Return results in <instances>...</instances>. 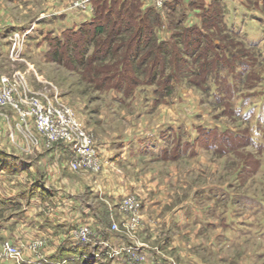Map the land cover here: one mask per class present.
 Listing matches in <instances>:
<instances>
[{"label": "rangeland", "instance_id": "rangeland-1", "mask_svg": "<svg viewBox=\"0 0 264 264\" xmlns=\"http://www.w3.org/2000/svg\"><path fill=\"white\" fill-rule=\"evenodd\" d=\"M83 1L85 12L90 10L86 20L65 30L89 22L100 0H0V76L23 77L42 97L57 93L103 154L98 170L75 169L65 148L49 143L32 120L23 123L15 110L0 107V264L26 262L24 253L41 257L71 249L74 232L82 228L97 245L91 250H100L95 264H264V13L250 10L259 0H174L167 6L173 0L160 6L157 0H136L135 12L158 10L153 40L168 38L175 56H168L165 72L157 68L162 72L152 83L141 80L152 76L157 56L145 58L141 73L127 62L129 76L140 84L125 93L102 86L100 71L110 59L103 65L94 59L100 51L97 41L85 40L89 29L75 39L73 63L46 54L49 45L38 27L50 23L43 17L66 8L77 13L74 5ZM205 9L211 12L207 17ZM151 17L143 23H151ZM203 17L212 40L238 50L232 59L254 64L251 80L241 69L232 76L227 67H215L205 83L200 81L195 73L201 58L188 55L189 37L178 33L183 25H202ZM221 20L254 48L222 32ZM120 23L109 25L112 32L125 28ZM132 25L135 30L136 21ZM59 31L50 34L60 37L64 30ZM138 34L134 37L143 40ZM112 44L119 46L115 56L124 59L129 50ZM109 45L106 41L103 47ZM88 57V64L82 62ZM173 68L178 73L173 93L155 95L161 89L157 83ZM218 68L230 84L227 94L217 93L220 83L214 85ZM177 105L178 119L170 124ZM200 125L217 135L202 136L195 145ZM221 130L227 131L218 134ZM142 132L147 142L143 150L135 149L133 140ZM128 195L137 197L139 208L121 209L119 202ZM6 242L19 248V258L7 256ZM111 247L121 253L110 257Z\"/></svg>", "mask_w": 264, "mask_h": 264}, {"label": "trees", "instance_id": "trees-1", "mask_svg": "<svg viewBox=\"0 0 264 264\" xmlns=\"http://www.w3.org/2000/svg\"><path fill=\"white\" fill-rule=\"evenodd\" d=\"M172 2H174V0L170 3L167 2L166 6L168 4H171ZM263 2L264 0L256 1L253 5V8H251L250 10L264 13V9L262 7ZM138 6L139 3H137L136 0H100L98 2H94V17L89 22L81 24L76 30H64L60 37L53 36L51 34H46L44 36L43 40L49 45V51L46 54L50 56L53 55L55 60L58 59L59 61L64 62L66 59H69L71 63H73V61H76V55L73 54V52L74 49L78 47L77 42H75V39L83 37V34L86 32L87 29H89V31L91 30L92 33H90L89 37H86L85 40L88 41L91 39V45L95 44L97 41V45H95L96 52L100 51L98 55L94 56V59L100 60V63H102V65L103 62L105 63L106 61H108V59H110V62L105 63L106 68L100 71V77H102L100 79V82L102 86H105L106 88H111L113 90H119L125 93L127 89H130L132 87H135V85L140 84V80L138 78H136L135 76H133V78L129 76V73L127 72L128 69L126 66L127 62L130 61L129 66H131V69L136 74L138 72L141 73L144 70L142 69V66L145 65L144 63L146 57L157 56L156 58H159V60L154 66V63L156 61V59H154L155 61H153L151 65L154 66L152 76L149 79L147 77V80H141L142 83H152L154 80H156L157 75L162 72V70L160 71L159 69H157L158 67H163L162 69H164V72L169 69L168 65H170V62L168 61V56H175V49L174 46L169 42L168 38L161 40H158L156 38L155 40H153V26H156L157 22H160V15L156 12L158 10L152 7L147 10H141L142 13L139 11V14L137 10L135 12V9ZM247 6H249L248 2ZM115 13L118 15H116ZM122 13H124L125 17L122 16ZM209 13H211L210 10H206L205 16L207 17L206 14ZM215 13L216 16L222 14L221 11L220 13H218L217 11ZM149 15L152 16L151 23L148 24L149 21H147V23H143L146 20V17ZM184 15L186 14H183V12H181V16ZM104 19H108L107 23ZM131 19L136 21L137 26L135 27V30H133L132 28V26H134L132 25L134 21L131 22ZM120 20V24L124 23L125 28L123 27V30L118 32H112L113 28L109 27V25L116 26L117 22H120ZM201 24L202 25L199 26L196 24H191L189 26L183 25L180 34L178 33V36L180 38H182L183 36L189 37L188 55L192 56L193 59L201 58V63L197 68L199 69V73H195L201 78L200 81H203L205 83L208 80L209 73H212L215 67H227L229 74L231 75L236 71V69H241L239 73L242 75L246 71V77L251 80L250 75L252 73H255L254 64L247 60H241V57H237V59H232L231 57L234 58L235 56H237L238 50L235 51L226 44L224 45L219 41L212 40V36L207 33L204 17ZM220 28L222 32L228 35H232L245 46V44L241 41L238 32L227 26V24L223 22V20H221ZM125 30L132 32L128 34L127 32H125ZM139 32L142 33L143 40H139L138 37H134L136 35L138 36ZM99 35V40H96V37ZM106 41H109L111 46L109 45L108 47L104 48L103 44ZM113 42L114 46L116 45L115 42H119L121 46L120 48L122 50L124 48L126 50H129L127 56L124 55V59H122V56H115V49H117L119 46L113 47ZM245 47L248 49L254 48L252 46L247 45ZM131 48L132 51L130 53ZM177 52H179V50ZM226 53H228L230 57L225 58L224 55H226ZM209 55L214 56V58L209 57ZM219 56H223V58H220ZM88 59L89 57L87 59L85 58V60L82 62H85V64L87 62L88 64ZM223 68H221V70ZM219 71L220 69L212 77L214 80H216L214 84L216 87H219V83L220 86H223V89L219 88L217 93H219V91H227L230 85L227 84V81H225V75L219 74ZM95 74L98 75L96 70L94 71L93 75H91V78L94 80L98 79V76H95ZM177 75V69L175 68L167 72L163 78V81L160 84L157 83L161 89L157 90L156 93L154 92V94H159L163 97L171 95L173 93L175 81H177ZM158 81L159 80H157V82ZM127 82L131 84L129 87L127 86ZM250 85L252 84L248 83L246 85L247 88H250ZM223 93L227 94V92ZM217 99H219V97ZM195 130L198 133V137L194 142L195 145L200 143L202 136L209 135L211 133L217 135L216 129L214 130L212 128H207L201 125L197 126ZM225 131L227 130H221V132H219L218 134H223ZM164 133L165 132L161 134L162 137L164 136ZM178 138L179 137H177V139ZM208 147L216 148V146H211L210 144L208 145ZM188 149H192V147L190 146L188 147ZM158 155L161 157L162 151H160ZM91 246L92 244L90 243H82L78 245L72 244L71 249H69V247L68 250H60L59 253H55L54 255H52L50 262H47V264H66L67 262V264H95L96 260L87 259L85 257L93 252V250H91Z\"/></svg>", "mask_w": 264, "mask_h": 264}, {"label": "built area", "instance_id": "built-area-1", "mask_svg": "<svg viewBox=\"0 0 264 264\" xmlns=\"http://www.w3.org/2000/svg\"><path fill=\"white\" fill-rule=\"evenodd\" d=\"M165 1L157 0V6H160ZM87 5L86 1H83L76 3L74 8L79 12H85ZM3 106H9L12 110H15L23 123L32 120L39 131L47 134L49 143L62 145L73 168H90L93 170L100 168L102 163L101 150L94 142L92 135L87 133L82 126L74 109L61 102L57 93L43 95L42 97L41 94L34 92L29 87L23 77L12 80L2 75L0 76V107ZM119 205L121 209L128 210L132 208L136 210L139 208V201L136 196L128 195L122 198ZM136 219V216H132L133 221ZM74 234L76 239L74 243L76 245L90 242L87 229L82 228V230L74 232ZM6 243L8 247L4 250L7 256L19 258V248L15 244ZM96 246L95 243H92V247ZM111 252H109L110 257L115 255V253H121L120 250L117 248L112 249V247ZM125 252L128 253V256L132 253L131 250L122 251V253ZM100 256V250H97L85 257L98 261Z\"/></svg>", "mask_w": 264, "mask_h": 264}, {"label": "crops", "instance_id": "crops-1", "mask_svg": "<svg viewBox=\"0 0 264 264\" xmlns=\"http://www.w3.org/2000/svg\"><path fill=\"white\" fill-rule=\"evenodd\" d=\"M87 14L88 13L79 12V11H77V13H76V12L70 11L68 8H66L63 11H60V13L57 14V15H48V16L43 17V19H44L43 21L44 22H49L50 24L49 25H43L44 23L41 22L42 25H39V27H38L39 29L38 30H40V32L42 31L43 36H45V33L50 34L51 32H54V35H55V33L58 35V33L60 32L59 31L60 29L65 30V28H68V27L73 26L75 24H80L81 22H83L84 20H86L85 18L88 16ZM49 26H52V28H48ZM175 109L176 110L173 112L174 113V120H172V123H170V124H173V122H176L177 119H178L175 116V114L177 115V112L179 111L178 105L176 106ZM161 126H162V124H161ZM156 133L157 132H155L154 134H156ZM145 135L146 134H143V132H142L141 134H138V136L135 138L136 141L133 140V145H134V148L135 149L136 148H139V150L140 149L143 150V148H142L143 146L141 147V145H145V143L147 141H145V140L143 141V139H141V138H144ZM10 137L12 139V136H10ZM145 137H147V136H145ZM146 151L149 152V153H152L151 151H148V150L145 149V152ZM156 152L157 151H154L153 153H156ZM102 155L103 154H102V151H101V157H102ZM115 156H117V155L114 154V156H112V158L114 159ZM117 158H116V160H117ZM204 190H207L208 193H210V191H209L208 188L207 189H204ZM112 197H115V196L112 195ZM193 219H195V218L193 217ZM208 223H212V222H208ZM53 248H55V247H53ZM51 254H53V253H50L49 252L46 255H41V257H39V256H35V255L34 256L33 255L31 256V255H28L27 253H24L23 254V259H25L26 262L24 261V262H21V263L22 264L23 263L24 264H47V262H50V259H51V256H52Z\"/></svg>", "mask_w": 264, "mask_h": 264}]
</instances>
